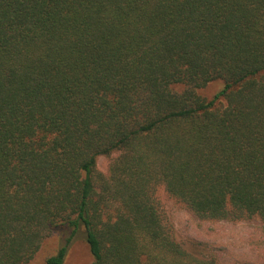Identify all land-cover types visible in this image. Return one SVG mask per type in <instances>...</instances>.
<instances>
[{
  "label": "trees",
  "instance_id": "16d2710c",
  "mask_svg": "<svg viewBox=\"0 0 264 264\" xmlns=\"http://www.w3.org/2000/svg\"><path fill=\"white\" fill-rule=\"evenodd\" d=\"M161 188L264 221V0H0V264L59 228L47 264L82 232L90 264H220Z\"/></svg>",
  "mask_w": 264,
  "mask_h": 264
},
{
  "label": "rangeland",
  "instance_id": "374dc122",
  "mask_svg": "<svg viewBox=\"0 0 264 264\" xmlns=\"http://www.w3.org/2000/svg\"><path fill=\"white\" fill-rule=\"evenodd\" d=\"M224 86L223 80H214L200 94L213 98ZM110 158L101 156L98 169L107 172ZM163 206L174 223L178 238L190 250L215 255L220 264H264V221L258 217L230 220H203L164 188L158 192ZM66 229L50 234L29 264H47V257L55 254L65 242ZM93 254L84 233L75 237L63 264H90Z\"/></svg>",
  "mask_w": 264,
  "mask_h": 264
}]
</instances>
